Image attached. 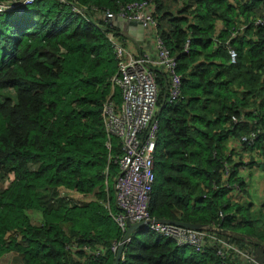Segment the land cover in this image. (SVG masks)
Masks as SVG:
<instances>
[{
    "label": "trees",
    "instance_id": "obj_1",
    "mask_svg": "<svg viewBox=\"0 0 264 264\" xmlns=\"http://www.w3.org/2000/svg\"><path fill=\"white\" fill-rule=\"evenodd\" d=\"M73 1L98 9L90 10L98 26L58 0L0 13V89L15 92L0 101V256L14 253L15 264H114L110 247L123 235L104 205L108 199L116 210L106 179L118 171L120 145L112 137L106 146L102 104L107 97L119 104L121 96L100 12L116 14L136 0ZM148 7L176 57L183 96L168 102L158 72L149 212L217 225L264 262V205L252 210L238 197L247 193L238 173L244 154L250 166L264 159V26L253 24L264 0H152ZM227 45L237 52L234 63ZM257 126L252 145L239 140ZM92 193L95 200L73 198ZM88 244L102 246L103 256L90 257L82 248ZM232 257L221 258L209 239L195 251L139 229L119 264H238Z\"/></svg>",
    "mask_w": 264,
    "mask_h": 264
},
{
    "label": "built area",
    "instance_id": "obj_2",
    "mask_svg": "<svg viewBox=\"0 0 264 264\" xmlns=\"http://www.w3.org/2000/svg\"><path fill=\"white\" fill-rule=\"evenodd\" d=\"M34 0H0V13L6 11H17L22 13L24 8ZM63 4L71 6V9L98 26V22L90 14V10L98 11L95 7L88 8L80 6L73 0H58ZM152 0H136L121 6L118 13L109 10L100 12L108 23L105 36L110 42L117 70L112 76V85L120 90V103L115 104L111 97L102 104V117L107 135L106 146L111 149L112 137L118 139L120 153L113 157L118 166V171L113 178L112 190L116 210L111 208L107 199L104 202L111 218L122 231L127 229V221L136 223L143 221L145 224L140 229H148L159 235L172 239L177 245L192 247L195 251H202L207 239L216 247L221 258L228 257L233 253L231 259L238 260V264H264L250 253L239 248L236 243L223 236L215 234L219 229L217 225L205 226L201 229L183 227L173 223L156 222L149 212V203L152 185L155 180L154 151L159 130L157 117L159 87L157 74L162 71L166 81V99L173 103L181 99L182 80L177 70L176 57L170 52L156 30V21L152 12H146L149 2ZM99 13V11H98ZM118 15L123 20L140 22L144 29L150 27L155 37L156 54H131L117 38L113 30L114 16ZM254 25L264 26V15L253 19ZM110 26V28H109ZM235 32H232L233 35ZM229 62L234 63L237 59L236 50L227 45ZM160 69V70H159ZM242 120L241 117L232 116V121ZM262 131L261 127L240 136V141L252 145L253 141ZM229 147L235 142L228 141ZM249 155L245 154L244 158ZM242 167L247 166L244 161ZM225 177L230 170L226 167ZM76 201L86 200L73 197ZM128 241V240H127ZM119 242H113L110 250L115 252ZM72 244V247H76ZM83 250L90 257L97 259L103 256L104 248L100 245H83Z\"/></svg>",
    "mask_w": 264,
    "mask_h": 264
},
{
    "label": "crops",
    "instance_id": "obj_3",
    "mask_svg": "<svg viewBox=\"0 0 264 264\" xmlns=\"http://www.w3.org/2000/svg\"><path fill=\"white\" fill-rule=\"evenodd\" d=\"M146 12H153V8L148 7ZM113 27L115 28L118 41L122 45H124V47L131 54L133 55L149 54L150 56H154L156 54L155 37L150 27L144 29L143 34L139 35V27L137 24L129 23L123 20L118 15L114 16ZM160 72L162 71L160 70ZM165 90H164V94L166 95ZM239 156H241V153L237 155L238 158ZM237 157L235 158V160L238 159ZM249 157L250 155H247L244 158V161L247 162L249 160ZM238 173L241 178V181L243 182L244 189L247 192L246 194H243L242 192L238 193L239 199L240 200L244 199L248 201L251 204L252 210H256L257 208L263 206L264 205V159L261 158L259 162L253 164L252 166L248 164L245 167H241ZM225 236L229 237V235H224V237ZM6 253L0 256V264H15L14 262L15 254L12 253L9 259L7 258Z\"/></svg>",
    "mask_w": 264,
    "mask_h": 264
},
{
    "label": "water",
    "instance_id": "obj_4",
    "mask_svg": "<svg viewBox=\"0 0 264 264\" xmlns=\"http://www.w3.org/2000/svg\"><path fill=\"white\" fill-rule=\"evenodd\" d=\"M129 23L137 24L138 27H139V35L143 34L144 28H143V26L141 25L140 22L132 20ZM153 220L156 221V222L173 223V224H177V225H180V226H183V227L194 228V229H201V228L205 227V224L188 223V222H184V221H177V220L166 219V218H154ZM144 224L145 223L143 221L136 222V223H130V222L127 221V229H126V231L123 233V235L121 237L118 249H117L116 254H115L114 264H119V260L121 258V254L123 252V249L125 247V244H126L127 240H129L130 236L134 232L138 231ZM216 232L222 233V234H225V235H230L231 234L230 231H227V230L221 229V228L217 229Z\"/></svg>",
    "mask_w": 264,
    "mask_h": 264
},
{
    "label": "rangeland",
    "instance_id": "obj_5",
    "mask_svg": "<svg viewBox=\"0 0 264 264\" xmlns=\"http://www.w3.org/2000/svg\"><path fill=\"white\" fill-rule=\"evenodd\" d=\"M6 98H10V99L14 100L15 92H14V90L12 88H2V89H0V101L4 100ZM106 183H107V185L112 186L113 185V178L108 177L106 179ZM78 197L80 199H86V200H89V199L90 200H95L96 199V196L93 193L89 194V195H85V196L79 195ZM109 202H111V201H109ZM11 255H12V252L6 253L7 258H9V259H10ZM12 263H13V261H12Z\"/></svg>",
    "mask_w": 264,
    "mask_h": 264
}]
</instances>
